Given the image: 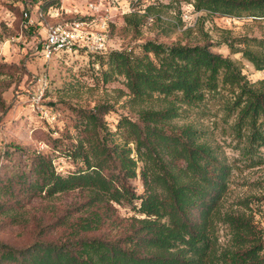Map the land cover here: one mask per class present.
I'll use <instances>...</instances> for the list:
<instances>
[{"label": "trees", "instance_id": "obj_1", "mask_svg": "<svg viewBox=\"0 0 264 264\" xmlns=\"http://www.w3.org/2000/svg\"><path fill=\"white\" fill-rule=\"evenodd\" d=\"M54 1L44 0L43 9ZM185 1L209 15L264 19V0ZM161 5L135 9L125 20L135 27L153 25L163 17L150 12ZM24 26L34 28L25 21ZM228 45L264 70V38ZM140 48L88 52L103 67V84L123 78V105L137 119L122 114L112 128L106 115L115 103L71 106L73 116L58 137H49L46 149L12 143V158L21 151L25 167L0 174V192L17 199L72 191L83 197L44 226L56 230L57 239L20 249L0 243V264H264V230L250 198L229 201L237 158L215 142L212 130L184 120L190 110L219 101L240 160L264 165V79L251 81L235 59L207 44L149 39ZM154 99L159 107L149 105ZM60 157L73 169L60 171ZM137 178L142 192L132 182ZM125 206L134 214L120 234L91 235L115 223L118 207Z\"/></svg>", "mask_w": 264, "mask_h": 264}, {"label": "rangeland", "instance_id": "obj_2", "mask_svg": "<svg viewBox=\"0 0 264 264\" xmlns=\"http://www.w3.org/2000/svg\"><path fill=\"white\" fill-rule=\"evenodd\" d=\"M134 9H144L150 3L163 4L150 14L163 19L153 25L135 27L126 22L127 3L124 8L113 9L114 20L110 24L109 48H132L141 51V43L153 39L171 44H207L213 51L235 59L251 81L264 79V70L256 67L240 52H232L228 41L235 39L264 38V19L209 15L191 6L185 0H140ZM53 8L44 7V17L36 7L30 10L34 28L24 26V14L20 0H0V174L6 177L25 167L24 156L15 146L46 149L49 137H58L66 120L73 116L71 106H92L97 102L115 103V110L106 115L112 128L120 115L137 119L136 111L124 106L126 97L123 78L116 76L103 84L99 59L86 51L56 55L46 60L39 42L46 35L48 24L75 16L77 3L70 0L54 1ZM77 4V5H76ZM51 10L58 13L52 15ZM188 11V12H187ZM185 12L190 18H185ZM161 17V18H162ZM243 47V46H237ZM159 107L156 99L149 104ZM184 120H193L199 127L213 131L216 143L223 146L234 162L231 177L230 202L249 197L255 219L264 230V165L250 166L240 160L236 140L231 134V122H227L219 101H210L200 110H190ZM183 120V121H184ZM182 122V121H181ZM10 144V145H9ZM7 150L10 153L7 154ZM264 150V148H263ZM4 153L5 156H4ZM58 168L67 173L73 166L64 158H58ZM139 192L143 186L139 178L132 181ZM79 191L57 194L53 197L33 196L18 199L0 192V243L16 249L39 241L57 239V231L44 226L56 221L81 201ZM21 201H20V200ZM10 202V204H3ZM115 223L108 222L91 235L115 237L121 233L134 214L130 206L118 207ZM77 215V214H75Z\"/></svg>", "mask_w": 264, "mask_h": 264}, {"label": "built area", "instance_id": "obj_3", "mask_svg": "<svg viewBox=\"0 0 264 264\" xmlns=\"http://www.w3.org/2000/svg\"><path fill=\"white\" fill-rule=\"evenodd\" d=\"M43 1L22 0L24 15L27 18L26 24L33 23L29 13L32 7H36L39 15L44 17ZM70 1L78 4L73 10L76 12L75 16L48 24L46 35L39 42L41 53L46 60H50L56 55L73 54L81 50L100 52L108 49L110 24L114 20L112 10L124 8L123 3H127V9H124V12L135 10L129 0ZM191 6L193 5L191 4ZM50 8H53V6ZM52 12V15L58 13L56 10H51ZM187 12H185L184 16L185 18H190V14Z\"/></svg>", "mask_w": 264, "mask_h": 264}]
</instances>
